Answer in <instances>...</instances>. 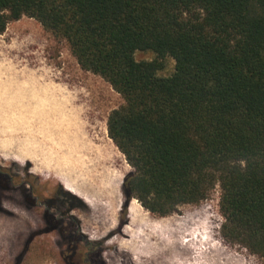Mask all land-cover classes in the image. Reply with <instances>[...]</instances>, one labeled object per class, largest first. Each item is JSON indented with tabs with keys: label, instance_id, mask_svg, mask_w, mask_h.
<instances>
[{
	"label": "trees",
	"instance_id": "1",
	"mask_svg": "<svg viewBox=\"0 0 264 264\" xmlns=\"http://www.w3.org/2000/svg\"><path fill=\"white\" fill-rule=\"evenodd\" d=\"M24 16L122 96L107 127L125 207L165 217L219 186L223 237L264 263V0H0V34Z\"/></svg>",
	"mask_w": 264,
	"mask_h": 264
},
{
	"label": "rangeland",
	"instance_id": "2",
	"mask_svg": "<svg viewBox=\"0 0 264 264\" xmlns=\"http://www.w3.org/2000/svg\"><path fill=\"white\" fill-rule=\"evenodd\" d=\"M155 56L151 51L135 53L137 60ZM164 63L159 75L169 76L175 60L166 57ZM123 102L108 81L80 66L65 39L53 36L34 18L12 21L0 34V167L14 178L0 177V264L66 263L60 257L64 247L59 234L45 230V209L61 225L72 223L87 241L99 245L102 254L93 256L95 264H264L258 255L223 237L219 186L208 199L182 205L165 217L151 214L135 198L125 207L123 181L132 167L107 127L110 112ZM56 169L81 176L95 203L70 191ZM30 175L37 181L29 182ZM133 201L144 214L135 224L128 209ZM186 217L195 220L178 235L187 253L172 248L164 252L172 253L169 261L152 260L144 256L151 249L142 254L125 247L133 236H138L139 245L157 247L151 237L158 224L162 237L175 239L171 230ZM200 225L210 227L207 235L213 246L225 249L219 257L197 258L203 245L193 230ZM146 239L152 242L148 245ZM81 245L87 247L85 242Z\"/></svg>",
	"mask_w": 264,
	"mask_h": 264
},
{
	"label": "bare ground",
	"instance_id": "3",
	"mask_svg": "<svg viewBox=\"0 0 264 264\" xmlns=\"http://www.w3.org/2000/svg\"><path fill=\"white\" fill-rule=\"evenodd\" d=\"M100 164H102V163H100ZM58 172H60V171H58ZM67 173V172H66ZM64 176V175H63ZM74 177V176H73ZM120 177V176H119ZM69 178V177H68ZM98 178V177H97ZM103 178V177H102ZM112 181V180H111ZM114 181V180H113ZM67 182V181H66ZM76 182L77 183H75V184H72V182L70 183V184H67V186H68V189L70 190V191H72V192H76L78 195H79V197H81L85 202H87V203H89V204H94L95 202H94V200L92 199V197H91V193H89V191L91 190H89V188L88 187H86L87 186V184H80L79 182H78V179H76ZM102 183V182H101ZM116 183V182H115ZM117 183H119V184H121V179L117 182ZM116 183V184H117ZM94 184V183H93ZM96 184V183H95ZM92 186V185H91ZM113 186V185H112ZM82 187L83 188V191L84 192H82L81 190H80V188ZM87 189V190H86ZM89 190V191H88ZM129 213H130V218H131V221H132V223L133 224H135V223H138L137 221L138 220H140L141 219V216L142 215H144V214H142V210H141V208L139 207V206H137L136 205V203L133 201L132 203H131V205H130V207H129ZM197 215V214H196ZM199 215V214H198ZM196 217V216H195ZM184 218V217H183ZM197 218V217H196ZM198 219V218H197ZM196 219V220H197ZM142 220V219H141ZM144 222V221H143ZM195 222V220H194V217H186L185 219H180L179 220V223H177L178 225L175 227V229H170L169 227V229L171 230V233L172 234H174L175 236H176V238L175 239H171L170 240V237H162L161 236V225H154L155 227L154 228H157V229H155L153 232H152V234L154 235V236H152L151 238H153V239H155V241H156V243L155 244H157L158 246L156 247L155 246V248H149V247H147V245H139V243H138V236H133V239H132V241H131V243H129V244H126L125 245V247H127L129 250H131L132 252H135V253H139V252H141L142 254H143V252H145V251H148V250H150L151 249V253H150V251L148 252V253H145V255L144 256H147L146 258H149V257H151L152 258V260H167V261H169L170 259H171V257H172V253H169V254H167L166 256H165V254H164V252L165 251H171V249H172V251L174 252H179V251H181L182 253L184 252V251H186V243H184V242H182V241H180V238H179V234H182V232L186 229V226L187 225H189V223H194ZM199 222V221H198ZM148 223V222H147ZM197 223V222H196ZM200 224V223H199ZM193 225V224H192ZM166 226V225H165ZM153 228V227H152ZM172 228H174V227H172ZM197 228H199V229H195V230H193V233H195V237H197V238H199V242H201L202 243V250H200L199 249V253H198V255H196L197 256V258L200 256V255H203L204 257H208L209 255H214V256H220V255H222L223 254V252H224V248L223 247H220V246H213L212 244H211V242H210V240H212L210 237H212V236H209V234L207 235V232H208V229L210 228H208V229H206V226L205 225H200V226H198ZM130 229L128 228V231H129ZM163 230V229H162ZM210 230V229H209ZM192 231V230H191ZM126 232V231H125ZM211 232H212V230H211ZM184 233V232H183ZM210 233V232H209ZM198 234V235H197ZM211 234V233H210ZM149 235V234H148ZM151 235V234H150ZM157 235V236H156ZM145 236V235H144ZM182 236V235H181ZM140 237V236H139ZM146 237V236H145ZM149 237V236H148ZM172 238V237H171ZM182 240V239H181ZM146 242V244H150L152 241L149 239L148 241H147V239L145 240ZM191 243V242H190ZM153 244V243H152ZM188 244H189V242H188ZM192 244V243H191ZM198 245V244H197ZM153 246V245H152ZM161 247H163V249L160 251V249H161ZM191 247V246H190ZM190 247H189V249H190ZM177 248V249H176ZM195 248V247H194ZM153 249V250H152ZM195 250V249H194ZM197 250V249H196ZM193 251V250H192ZM150 253V254H149ZM167 253V252H166ZM184 253H187V252H184ZM175 254V253H174ZM178 254V253H177ZM190 254V253H189ZM188 254V255H189ZM192 254V253H191ZM144 256H142V257H144ZM202 256V257H203ZM141 257V258H142ZM184 257V256H183ZM193 257H194V255H193ZM177 259V258H176ZM227 259H230V257L229 256H227ZM173 262V261H172ZM175 263V262H174ZM199 263H208V262H199ZM209 263H213V262H209Z\"/></svg>",
	"mask_w": 264,
	"mask_h": 264
},
{
	"label": "flooded vegetation",
	"instance_id": "4",
	"mask_svg": "<svg viewBox=\"0 0 264 264\" xmlns=\"http://www.w3.org/2000/svg\"><path fill=\"white\" fill-rule=\"evenodd\" d=\"M0 177H6L10 181L14 179L13 176L9 175V172L2 171L1 167ZM48 205L50 208L54 207L53 202H49ZM44 218L46 232H57L61 238V246L64 247V250L60 252V257L66 262L65 264H95L93 263V256H101L102 254L99 245L87 241L86 237L79 234L77 229L69 228V225H61L62 222L57 221L47 209H45ZM81 242H85L87 247H83ZM81 249H85V252Z\"/></svg>",
	"mask_w": 264,
	"mask_h": 264
},
{
	"label": "crops",
	"instance_id": "5",
	"mask_svg": "<svg viewBox=\"0 0 264 264\" xmlns=\"http://www.w3.org/2000/svg\"><path fill=\"white\" fill-rule=\"evenodd\" d=\"M37 97V95H35V98ZM39 97V96H38ZM36 103H33V104H37V105H44V103H41V102H39L38 100H34ZM46 104V103H45ZM32 105V104H31ZM56 171L58 172V171H60V172H58V174L60 173L61 174V176H62V181H64L66 184H70L71 182H72V184H75V183H77L76 182V179H78V182L80 183V184H82V182H81V180H82V177L81 176H79V177H77V176H75L74 174H72L71 172H67L66 173V171H64V170H60V169H56ZM64 175V176H63ZM74 176V177H73ZM69 177V178H68ZM67 181V182H66ZM83 185H84V183H83ZM87 187V186H86Z\"/></svg>",
	"mask_w": 264,
	"mask_h": 264
}]
</instances>
